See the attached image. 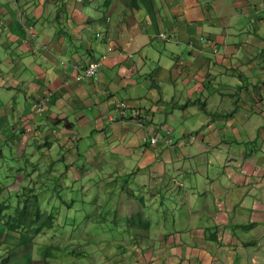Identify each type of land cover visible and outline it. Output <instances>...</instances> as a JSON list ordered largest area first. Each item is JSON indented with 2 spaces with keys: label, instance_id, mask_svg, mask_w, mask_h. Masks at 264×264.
<instances>
[{
  "label": "crops",
  "instance_id": "crops-1",
  "mask_svg": "<svg viewBox=\"0 0 264 264\" xmlns=\"http://www.w3.org/2000/svg\"><path fill=\"white\" fill-rule=\"evenodd\" d=\"M97 34L114 54L74 81L103 50ZM166 131L197 140L149 144ZM35 137L39 171L65 184L109 166L146 201L144 217L113 211L105 221L121 233L89 264H264V0H0V159L4 147L22 158ZM37 171L19 176L29 195ZM12 226L0 223V264L62 262L55 237H38L51 226Z\"/></svg>",
  "mask_w": 264,
  "mask_h": 264
},
{
  "label": "rangeland",
  "instance_id": "rangeland-1",
  "mask_svg": "<svg viewBox=\"0 0 264 264\" xmlns=\"http://www.w3.org/2000/svg\"><path fill=\"white\" fill-rule=\"evenodd\" d=\"M7 100L8 95H5L1 102L6 103ZM20 138L17 133L12 141L13 145L17 144ZM38 144L41 145V142H39L38 137H35L34 141H30L26 153L20 159L10 156L11 152L8 148H2L5 157L0 159V185L1 187L6 186V189H3L0 194V204L6 209L4 210L6 213L12 214V211H15L17 207H19V211H22L25 205L30 209L34 202L33 198H35L37 207L41 212L45 210L53 214L51 215L53 220L51 229L42 235H38L39 240L45 243L49 236V239L55 237V247L58 250L55 249L58 255L62 256L60 264H70L73 256L78 259L84 257L82 262L89 264L88 258L94 259V257L102 254V247L105 244L100 241L101 238L110 240L121 233L118 227L109 221H105L113 218V211L118 213L114 216V220L121 218L119 214L127 217L136 212L142 213V217H144V212L141 210H144L146 201L143 197L139 198L140 192L137 189L132 190L134 194L129 191V185L132 182L129 178L113 176L114 169L109 166L99 172H93L89 169L88 171L92 172L89 177H81L78 182L68 181L65 184L62 183L60 177L39 171L41 168L34 160V156L40 154ZM162 144L165 148H183L192 143L179 140L176 144L169 146ZM15 154L17 153L15 152ZM73 165L76 168H82L78 161ZM84 168L86 169V167ZM33 170H38L39 174L42 172L43 183L41 186L38 185L39 189L34 195H29L25 189H22L27 184L23 183L19 176L24 177L27 173L31 174ZM25 171L26 173H23ZM67 174L71 178V174L69 172ZM46 177H49L47 181H45ZM47 204L49 207L45 209ZM142 205L144 208H141ZM6 206L8 207L6 208ZM158 207L159 213H163L164 216L162 217L166 218L170 209L169 203L164 201V204H158ZM12 216L23 220H27L29 217L22 214ZM40 218L44 219L45 216ZM154 218L161 219L160 216L156 215V212ZM123 236L127 240L128 235L123 234ZM55 249H52L51 252H54Z\"/></svg>",
  "mask_w": 264,
  "mask_h": 264
},
{
  "label": "built area",
  "instance_id": "built-area-1",
  "mask_svg": "<svg viewBox=\"0 0 264 264\" xmlns=\"http://www.w3.org/2000/svg\"><path fill=\"white\" fill-rule=\"evenodd\" d=\"M96 37L101 39L100 46L103 47V50L101 51V47L99 46V50L101 51V54L97 58H94L91 62H89L84 68H81L78 72H76L73 78L74 81H82V80L94 78L98 70L101 68V66L107 59V57L111 55L112 53H114V45L111 43L109 39L101 38L100 34H97ZM159 38L162 40H167V37L165 34H160ZM49 97H50V93H47L44 97H42V99L39 102V105H37L35 108L36 113L41 114V112L44 110L49 100ZM126 110H127V105L125 103L119 104L118 109H117V117L124 119L126 116ZM134 114L137 116L139 112L135 111ZM137 125L141 126L138 122H137ZM180 141H187L189 143H193L196 141V136L188 135ZM159 142H162L167 146L176 144V142H173V139L171 138L169 131H167L166 135L161 139H159L154 134L149 138V143L151 146H155Z\"/></svg>",
  "mask_w": 264,
  "mask_h": 264
},
{
  "label": "trees",
  "instance_id": "trees-1",
  "mask_svg": "<svg viewBox=\"0 0 264 264\" xmlns=\"http://www.w3.org/2000/svg\"><path fill=\"white\" fill-rule=\"evenodd\" d=\"M104 4L109 5L110 0H103ZM3 190V187H1L0 185V194ZM35 204V203H34ZM3 205L0 204V223L3 219H5L6 224L8 225H13V226H23L25 227V229H27L26 234L27 235H37L40 233V230L47 228L48 226L50 227L52 224V217L51 216H46L45 213L40 214V211L37 207H35L32 210H29L26 207H23L22 211L19 210H15L13 211L14 214H22L23 216L28 215L29 217L27 218V220H23V219H16L13 218L12 215H4L2 212L6 209H4V207H2ZM8 207V206H6ZM9 214V213H8ZM42 216H45L44 219L40 218ZM12 222V224H11ZM12 226V228H13ZM46 226V227H45ZM45 227V228H43ZM22 228V227H21ZM12 230H17V228H13Z\"/></svg>",
  "mask_w": 264,
  "mask_h": 264
},
{
  "label": "clouds",
  "instance_id": "clouds-1",
  "mask_svg": "<svg viewBox=\"0 0 264 264\" xmlns=\"http://www.w3.org/2000/svg\"><path fill=\"white\" fill-rule=\"evenodd\" d=\"M160 34H164V33H160ZM160 34H159V35H160ZM165 35H166V34H165ZM100 36H101V34H100ZM166 37H167V35H166ZM101 38H102V36H101ZM99 39H100V38H99ZM167 39H168V37H167ZM161 40H162V39H161ZM114 51H115V49H114ZM112 54H114V53H112ZM107 58H108V57H107ZM125 104H126V103H125ZM127 109H128V107H127ZM126 111H127V110H126ZM134 112H135V111H134ZM137 112H139V111H137ZM135 116H136V115H135ZM139 116H140V112H139V114L137 115V117H139ZM125 118H126V116H125ZM125 118H124V119H125ZM119 119H120V120H124V119H121V118H119ZM133 120H134V119H133ZM136 123H137V121H136ZM140 127H142V126H140ZM166 132H167V131H166ZM166 132H165V134L163 135V137L166 135ZM169 133H170V132H169ZM153 134L156 135V136L159 138V136H158L156 133H153ZM153 134H152V135H153ZM152 135H151V136H152ZM189 135H195V134H189ZM151 136H150V137H151ZM170 136H171V133H170ZM187 136H188V135H187ZM195 136H196V135H195ZM163 137H162V138H163ZM185 137H186V136H185ZM185 137H183V138H185ZM171 138H172V137H171ZM159 139H160V138H159ZM180 140H181V139H180ZM196 140H197V137H196ZM178 141H179V140H178ZM173 142H174V141H173ZM175 142H177V141H175ZM195 142H196V141H195ZM149 144H150V143H149Z\"/></svg>",
  "mask_w": 264,
  "mask_h": 264
},
{
  "label": "bare ground",
  "instance_id": "bare-ground-1",
  "mask_svg": "<svg viewBox=\"0 0 264 264\" xmlns=\"http://www.w3.org/2000/svg\"><path fill=\"white\" fill-rule=\"evenodd\" d=\"M97 76V75H96ZM97 79V78H96ZM5 225V224H4ZM10 230V229H9ZM10 232V231H9ZM75 257V256H74Z\"/></svg>",
  "mask_w": 264,
  "mask_h": 264
}]
</instances>
